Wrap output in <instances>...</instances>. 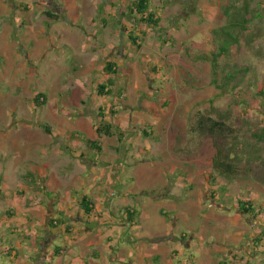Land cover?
<instances>
[{
  "label": "rangeland",
  "instance_id": "obj_1",
  "mask_svg": "<svg viewBox=\"0 0 264 264\" xmlns=\"http://www.w3.org/2000/svg\"><path fill=\"white\" fill-rule=\"evenodd\" d=\"M149 1L158 27L136 25L129 12L133 0H0V264H14L8 253L12 246L22 256L19 264L38 263L41 252L34 249L50 235L49 214V219L66 220L57 193L71 198L83 179V188L97 195V206L109 215L125 211L124 193L130 194L131 186L142 199L174 195L164 202L175 200L189 216L170 210L169 218L155 214L150 222L159 227L162 240L171 231L169 238L183 252L162 264L203 259L201 248L180 239L183 233L192 241L206 224L200 210L184 204L190 200L202 199L206 210L216 212L223 205L225 216H234L238 200L246 198L255 210L252 217H262L264 0H247L253 20L239 33V49L220 58L217 70L212 32L226 24L223 8L232 0ZM130 31L140 36V47L131 44ZM109 62L117 66L115 75L105 69ZM229 73L236 79L228 81ZM109 80L112 94L99 95L98 86ZM38 94L45 105L36 103ZM199 115L225 123L234 133L194 132ZM101 123L124 131L123 142L117 136L99 138ZM89 139L102 151L90 150ZM216 144L228 149L226 157L240 168L237 176L251 178L240 191L233 192L228 179L213 169ZM29 173L34 178L25 179ZM105 187L116 190L112 202ZM71 216L78 221L76 212ZM91 224L84 227L100 228ZM131 231L117 229L115 244L132 241ZM67 238L61 235L55 246Z\"/></svg>",
  "mask_w": 264,
  "mask_h": 264
},
{
  "label": "crops",
  "instance_id": "obj_2",
  "mask_svg": "<svg viewBox=\"0 0 264 264\" xmlns=\"http://www.w3.org/2000/svg\"><path fill=\"white\" fill-rule=\"evenodd\" d=\"M94 179L96 180L97 177ZM112 180H114V178ZM250 180L251 178L243 177L241 179L240 176H235L227 181L230 183V187H232L234 192L240 191L241 187L246 186ZM84 181L86 180H82L83 183L81 182L82 184L79 188L74 189L78 190V193L72 195L71 198L63 199L61 194L57 193L58 196L55 198L65 205V217L66 220L68 219L70 222L67 223L66 220L62 219L64 223L58 225L56 221L55 224L57 227L52 226L51 220L59 219L56 218V215L49 219L51 216L49 214L47 218L48 225H50L48 232L52 237L46 234L44 239L40 241L39 246H35L36 249L34 250H39L41 252V258L38 260L37 264H49V261L51 264H162L164 260H169L171 258L174 260L179 259L183 252L179 251L174 246V239L169 238L172 232L168 230L167 238L162 240V237H159V227H155L153 223H150L155 214L162 216L163 219L169 218L170 210H174L177 217L179 215L183 217L189 216L188 211L178 210V205L174 203L175 200L170 202L171 205H167V203L164 202V199H173L174 195L171 194V196L168 195L167 197H158V200H155L156 197L151 198L148 196L142 199L139 194L134 193L135 191L132 189L134 187L131 186L129 190L131 191L130 194L127 192L124 193L126 197L125 203L123 204L125 206V211L119 212L118 215L117 210L110 211L111 215H109V210L107 208L97 206V202L95 201L97 195L93 193L90 194L91 191L89 189L85 190V188H83L87 186ZM258 181L260 184L262 183V186H258V189L263 195L262 208H264V180ZM108 182L109 181H106V183ZM103 191L108 192L111 202L115 200L117 194L114 187H105ZM131 194L136 196V198L134 199L135 202H132L130 205L127 203V197L129 198ZM85 196L89 197L95 204L94 212L90 215H85L80 206L81 200ZM208 197L209 196L205 197V200H207ZM203 201L202 199L198 201L195 199L194 202L190 200L186 202L187 204L184 203L189 208L193 206V209L197 208L200 210L199 216L203 218L206 223L200 228V232L197 233V236H195V239L192 241H187L188 237L183 233L180 234V239L184 243H189L190 248L199 247L203 253V259L193 257L190 264H196V262H199V264H264V253L261 252L262 248H264V212L261 211V218L252 217V215L245 216L239 212L237 205L236 215L225 216V206H220L219 212L211 208L206 210V206H203ZM242 201L249 202V199L245 198ZM73 203L77 204L76 207H73ZM128 207H132L138 212L135 225H131L125 221L126 208ZM137 208H139V210H137ZM51 212H53V210ZM73 212L77 213L76 217L78 221L74 220L75 216H71ZM33 216L26 219L31 220ZM120 218L122 219L121 221ZM138 218L142 220V222H140ZM38 219H41L40 215H38L35 220ZM30 220L28 222H33ZM215 221L217 223L225 222L226 227L215 226L213 224ZM91 222H93V224H99L100 228L96 230L90 227H84V225L90 226ZM105 225L107 228L102 229ZM168 225H170V228L172 227V220L170 224L168 222ZM119 228L123 230L131 229L133 240L125 242V244L122 243L121 245L115 244L118 239V235H115V232ZM55 229L57 230L55 231ZM79 229L81 234L76 232ZM61 235L67 236V240L64 241L63 246H55V240L59 239ZM69 238L72 239L71 246L68 244L70 241L68 240ZM194 240L195 242H193ZM18 246L21 247L20 244H18ZM12 247L13 248L10 249L12 251L10 252L9 250L8 252L12 260L11 263L19 264V260L22 256H20L19 251H17L14 246ZM22 250L23 249H21V251ZM22 264L29 263L24 262Z\"/></svg>",
  "mask_w": 264,
  "mask_h": 264
},
{
  "label": "trees",
  "instance_id": "obj_3",
  "mask_svg": "<svg viewBox=\"0 0 264 264\" xmlns=\"http://www.w3.org/2000/svg\"><path fill=\"white\" fill-rule=\"evenodd\" d=\"M130 15L133 17L136 25H145V26H154L158 27L160 23V19L158 16L150 10V1L149 0H133V2L130 5L129 9ZM252 11L250 10V4L247 0H232L231 4L227 7L223 8V14L226 18V24L216 30H214L213 36H214V43L213 45L217 44V52L213 55L212 63L215 70H217V62L220 58H227L232 55V50L237 47L239 49L241 43H240V37L239 33L242 31H246L248 28V25L252 22L253 16ZM48 16L51 18H58L57 16L51 14L48 12ZM261 15L259 14L256 16V18H260ZM126 28L124 27V30ZM129 39L133 46L140 47L139 41L140 36H137L135 32L130 31L129 32ZM145 31L143 32V35H145ZM209 57H204L203 59L207 60ZM116 64L113 62H109L106 65V71L109 74H116ZM217 74V73H216ZM226 79L229 80H235L236 75L234 74H227ZM113 80H109V83L101 84L99 85L98 93L101 96H109L112 94V87H113ZM215 84H218V81L215 80ZM226 87V86H223ZM225 89V88H223ZM264 95V93H262ZM36 103L38 106H43L46 104V98L43 96V94H38L35 98ZM195 126L193 128L194 132H201V133H208L209 135L215 136L218 133L222 134H232L234 133L233 130L230 129L225 123L215 121L214 119L210 117H206L203 115H199L196 119ZM47 134H51L52 130L51 127L47 124H42L40 126ZM96 134L99 136V138H102L103 136L106 137H118L119 142H123L125 132L120 130L119 128H115L112 124L107 123H101L97 125L96 127ZM147 137H151L152 134L149 131L145 132ZM254 137H257L259 139H262L261 136L255 135ZM87 145L90 150L101 152L102 147L98 141L95 140H86ZM217 147V154L213 159V169L219 173L220 176L225 177L227 179H231L235 176H237L240 173V168L233 162H230L229 159L226 157L227 150L223 146H219L216 144ZM67 151H70L69 148H67ZM30 177L34 178L32 173H29L25 176V179H29ZM214 180V178H213ZM80 206L82 210L84 211L85 215H90L92 212H94L95 204L93 201L85 196L82 198ZM239 212L242 215L249 216L253 215L255 213V210L253 209L250 202L247 201H239L238 206ZM137 211L132 208L128 207L126 208V218L125 221L128 222L131 225L136 224V215ZM7 214L11 217L14 215L12 214V211L10 210L7 212ZM257 217V216H256ZM58 222V225L61 223H64L62 219L51 220L52 226L56 227L55 222ZM12 250H10L11 252Z\"/></svg>",
  "mask_w": 264,
  "mask_h": 264
}]
</instances>
